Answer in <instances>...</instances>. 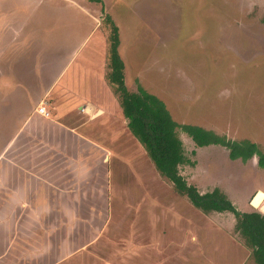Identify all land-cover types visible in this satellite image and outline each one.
Wrapping results in <instances>:
<instances>
[{
    "label": "rangeland",
    "instance_id": "obj_1",
    "mask_svg": "<svg viewBox=\"0 0 264 264\" xmlns=\"http://www.w3.org/2000/svg\"><path fill=\"white\" fill-rule=\"evenodd\" d=\"M9 5L13 13L0 12L1 169L44 159L26 156L28 148L43 152L26 134L28 117L41 107L109 150L97 165L108 186L102 201L68 205L77 214L66 220L40 212L21 220L19 264H255L231 213L201 212L157 172L106 75L110 20L128 90L140 84L155 94L177 123L264 150V0H0ZM25 66L28 74L18 75ZM179 136L193 161L180 167L188 183L200 192L219 187L238 211L264 213L250 205L264 192L256 157L230 160L222 146L197 147ZM95 148L83 142L87 164L97 159ZM62 239L66 249L59 250ZM8 255L11 264L17 255Z\"/></svg>",
    "mask_w": 264,
    "mask_h": 264
},
{
    "label": "crops",
    "instance_id": "obj_2",
    "mask_svg": "<svg viewBox=\"0 0 264 264\" xmlns=\"http://www.w3.org/2000/svg\"><path fill=\"white\" fill-rule=\"evenodd\" d=\"M14 8V5L0 7V12L5 13L6 16L7 13H13ZM11 21L7 24L8 26ZM9 28L14 26L10 25ZM14 30L17 40L18 31ZM10 68L14 71L18 70L13 65ZM22 73L28 74L26 66L24 70L20 69V73L18 71V75ZM45 116L33 110L28 117L31 123L26 133L28 142L34 143L36 147L41 145L43 148L42 153H34L28 148L26 152V156L30 158L28 162L34 160L36 156L44 159L28 168L18 166L16 163L10 166L3 164L2 168L6 170L0 167V264H9L8 252L13 254L11 259L15 256L14 254L17 255L16 260L11 264L20 263L18 251L21 247V220L35 218L34 212L43 213L49 219L66 220L72 214V216L77 214L67 211L68 205L81 209V205L88 199L100 203L103 189L105 195L107 194V182L103 183L100 168L97 166L104 163V156L106 152H109L107 147L102 144L101 149L99 143L84 138L76 126ZM35 133L39 138L32 140L31 136H35ZM84 141L97 149V159L92 164H87L85 158L80 155ZM68 163L72 164L70 171L67 169ZM36 166L40 172L35 169ZM91 168L92 172H90ZM28 179L30 181H27ZM85 180H92L95 184L85 189L82 185ZM32 181H34L33 184ZM58 246L59 250L66 249L64 239L60 240Z\"/></svg>",
    "mask_w": 264,
    "mask_h": 264
},
{
    "label": "trees",
    "instance_id": "obj_3",
    "mask_svg": "<svg viewBox=\"0 0 264 264\" xmlns=\"http://www.w3.org/2000/svg\"><path fill=\"white\" fill-rule=\"evenodd\" d=\"M99 2L100 0H96ZM108 35L107 81L113 86L126 126L141 144L157 172L166 178L174 190L203 213L229 212L234 216V231L250 250L255 264H264V213L250 209L238 211L219 187L200 192L180 173L183 165H192L186 155L179 131L185 133L197 147L219 145L227 149L230 160L246 162L256 157L259 168L264 169V150L249 139H231L211 129L188 123H177L164 102L140 84L128 90L124 81V63L118 52L117 26L110 20Z\"/></svg>",
    "mask_w": 264,
    "mask_h": 264
},
{
    "label": "water",
    "instance_id": "obj_4",
    "mask_svg": "<svg viewBox=\"0 0 264 264\" xmlns=\"http://www.w3.org/2000/svg\"><path fill=\"white\" fill-rule=\"evenodd\" d=\"M262 200H264V192L261 190H257L250 199V205L254 208H257Z\"/></svg>",
    "mask_w": 264,
    "mask_h": 264
},
{
    "label": "built area",
    "instance_id": "obj_5",
    "mask_svg": "<svg viewBox=\"0 0 264 264\" xmlns=\"http://www.w3.org/2000/svg\"><path fill=\"white\" fill-rule=\"evenodd\" d=\"M39 112L42 113V114H44V115H47V112L45 111V108L44 107H41L39 109Z\"/></svg>",
    "mask_w": 264,
    "mask_h": 264
},
{
    "label": "bare ground",
    "instance_id": "obj_6",
    "mask_svg": "<svg viewBox=\"0 0 264 264\" xmlns=\"http://www.w3.org/2000/svg\"><path fill=\"white\" fill-rule=\"evenodd\" d=\"M261 203V202H260ZM259 203V204H260ZM259 207H261V209H264V203L262 202L260 205H258Z\"/></svg>",
    "mask_w": 264,
    "mask_h": 264
}]
</instances>
